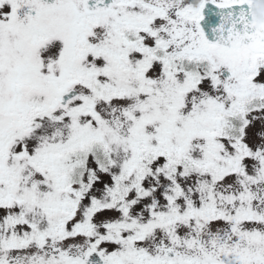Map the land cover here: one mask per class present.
<instances>
[{"label":"snow or ice","instance_id":"6c2138e0","mask_svg":"<svg viewBox=\"0 0 264 264\" xmlns=\"http://www.w3.org/2000/svg\"><path fill=\"white\" fill-rule=\"evenodd\" d=\"M264 0H0V264H264Z\"/></svg>","mask_w":264,"mask_h":264},{"label":"water","instance_id":"95a60500","mask_svg":"<svg viewBox=\"0 0 264 264\" xmlns=\"http://www.w3.org/2000/svg\"><path fill=\"white\" fill-rule=\"evenodd\" d=\"M259 27H264V21L259 22Z\"/></svg>","mask_w":264,"mask_h":264}]
</instances>
